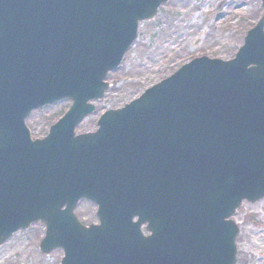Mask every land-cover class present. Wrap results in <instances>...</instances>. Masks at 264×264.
I'll return each instance as SVG.
<instances>
[{
	"label": "water",
	"instance_id": "1",
	"mask_svg": "<svg viewBox=\"0 0 264 264\" xmlns=\"http://www.w3.org/2000/svg\"><path fill=\"white\" fill-rule=\"evenodd\" d=\"M170 1L0 0V247L41 223L61 264H237L232 218L264 200V12L234 59L197 58L75 136ZM66 100L32 141L26 120Z\"/></svg>",
	"mask_w": 264,
	"mask_h": 264
},
{
	"label": "rangeland",
	"instance_id": "2",
	"mask_svg": "<svg viewBox=\"0 0 264 264\" xmlns=\"http://www.w3.org/2000/svg\"><path fill=\"white\" fill-rule=\"evenodd\" d=\"M262 14L261 0L170 1L152 21L140 25L122 67L108 77L111 88L106 97L77 133L95 131L104 112L122 108L195 58L233 59ZM70 106L71 102L65 101L34 113L28 120L34 136H41ZM95 212L96 208L85 202L76 214L90 225L97 222ZM234 220L240 227L238 264H264V201L245 204ZM44 234L45 227L38 224L14 235L0 248V264H60L61 251L50 256L41 253Z\"/></svg>",
	"mask_w": 264,
	"mask_h": 264
},
{
	"label": "flooded vegetation",
	"instance_id": "3",
	"mask_svg": "<svg viewBox=\"0 0 264 264\" xmlns=\"http://www.w3.org/2000/svg\"><path fill=\"white\" fill-rule=\"evenodd\" d=\"M57 122V121H56ZM56 122H54V123H56ZM54 123H52L50 126H49V128L54 124ZM27 125H28V127H29V124L27 123ZM30 128V127H29ZM49 128L41 135V136H36V137H34V139H38V138H43V137H45L46 135H47V133H48V131H49ZM33 133V132H32ZM95 217H96V213H95ZM136 221H137V218L135 217L134 218V220H133V222H134V224H136ZM98 222H96V223H92V224H97ZM92 224H90V225H92ZM142 232L145 234V236H148L149 235V233H147L146 232V226H142Z\"/></svg>",
	"mask_w": 264,
	"mask_h": 264
}]
</instances>
